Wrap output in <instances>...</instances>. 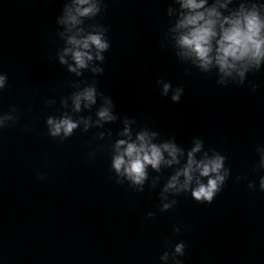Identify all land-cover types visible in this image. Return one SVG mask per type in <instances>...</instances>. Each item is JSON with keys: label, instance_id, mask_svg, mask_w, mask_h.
Instances as JSON below:
<instances>
[{"label": "clouds", "instance_id": "9594fccd", "mask_svg": "<svg viewBox=\"0 0 264 264\" xmlns=\"http://www.w3.org/2000/svg\"><path fill=\"white\" fill-rule=\"evenodd\" d=\"M234 0H174L178 7L169 6L167 15L174 17L171 27L165 34L173 44L175 55L181 62H188L203 73L216 70V83L221 86L244 84L250 72L260 71L264 65V3L259 0H239L235 7H229ZM105 9L104 0H65L61 14L56 23L57 35L63 41L57 53L60 65L66 66L69 73L76 77L83 76L84 70L94 75H102L104 68L100 66L105 60L104 53L110 48L107 38L109 27L93 22ZM223 10V11H221ZM99 62V63H97ZM8 76L0 73V90L7 87ZM72 82L76 90L69 96L62 97L61 107L64 111L59 116H48L46 126L48 135L61 141L71 137L81 127L87 132L91 128L103 129L106 124L114 123L120 117L115 113L113 98L98 91L96 82ZM161 87V95L168 97L173 103H179L184 93L182 86L173 88L171 82L157 80ZM259 87L251 84L254 92ZM101 101L92 116L73 115L82 111H91ZM71 101V113L66 111ZM48 100L47 104H55ZM16 109L0 114V130L18 123ZM123 127L118 131L114 143L111 144V171L114 182L122 185L126 181L138 193L145 189L150 180V187L159 186L162 169H174L159 192L160 211L171 209L177 201L169 199L190 193L199 203L211 204L221 192L231 175L226 167L227 157L215 149L205 150L204 141L194 138L192 146L185 150L177 144L175 137L160 139L158 131L142 127L134 131L135 119L123 118ZM99 139L112 138L111 129L97 133ZM259 156L257 168L264 170V144L256 145ZM95 152L90 153L94 156ZM183 161V163H182ZM149 168L157 173L149 177ZM37 178L44 180L43 174ZM237 181L247 177H236ZM250 191L256 190V184L249 182ZM259 190L264 192V175L259 178ZM152 218L154 212H148ZM173 232L179 233L181 228L173 226ZM187 230H191L190 228ZM185 242L180 241L172 246L171 251H164L160 256L162 264H182L178 259L185 255Z\"/></svg>", "mask_w": 264, "mask_h": 264}]
</instances>
